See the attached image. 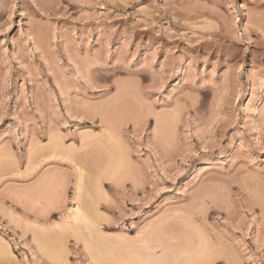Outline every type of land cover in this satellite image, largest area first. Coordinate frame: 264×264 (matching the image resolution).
Masks as SVG:
<instances>
[{
    "label": "rangeland",
    "instance_id": "rangeland-1",
    "mask_svg": "<svg viewBox=\"0 0 264 264\" xmlns=\"http://www.w3.org/2000/svg\"><path fill=\"white\" fill-rule=\"evenodd\" d=\"M144 263L264 264V0H0V264Z\"/></svg>",
    "mask_w": 264,
    "mask_h": 264
},
{
    "label": "bare ground",
    "instance_id": "bare-ground-1",
    "mask_svg": "<svg viewBox=\"0 0 264 264\" xmlns=\"http://www.w3.org/2000/svg\"><path fill=\"white\" fill-rule=\"evenodd\" d=\"M184 67H185V65H184L183 62H182V63H179V65L177 66V70H176V71H177V74H176L177 76L175 75L176 78L174 77V78H175V82H176L177 84H180V83L183 81V74H184L183 71H184V69H185ZM111 163H112V161H111ZM110 165H111V164H110ZM113 165H114V163H113ZM114 166H115V165H114ZM83 174H84V173H83ZM83 174H82V175H83ZM82 178H83V177H82ZM80 180H81V179H80ZM82 180H83V179H82ZM98 180H99V179H98ZM81 183H83V182L81 181V182L79 183V185H81ZM96 183H97V182H96ZM84 187H85V186H84ZM97 187H98V186H97ZM78 188H79V187H78ZM78 188H77V190L81 189V187H80L79 189H78ZM83 190H85V189H83ZM99 190H100V188H99ZM79 191H81V190H79ZM77 193H79V192H77ZM80 194H81V193H80ZM80 194H79V196H80ZM76 195H78V194H76ZM77 197H78V196H77ZM81 197H82V196H81ZM79 198H80V197H79ZM75 199H76V198H75ZM80 199H81V198H80ZM83 199H84V197H83ZM83 199H82V200H83ZM76 200H77V199H76ZM82 200H81V202H82ZM78 203H79V202H78ZM86 203H87V202H86ZM77 205H78V204H77ZM82 206H83V204H82ZM82 206H78L77 208H74V210L71 211V212L69 213V214H70L69 216H70V218H72L75 222H76V221H78V222H81V221H82V222H88V223H90V221H89V217H88V216L86 215V213L83 211V207H82ZM88 206H89V205H88ZM89 207H90V206H89ZM88 210L90 211V209H88ZM89 211H88V212H89ZM89 214H90V213H89ZM194 215H195V213H194ZM69 216H68V217H69ZM70 218H69V220H71ZM92 219H93V218H92ZM92 219H91V221H93ZM82 222H81V223H82ZM73 224L76 225V223H73ZM77 224H78V223H77ZM91 224H92V223H91ZM78 225H79V224H78ZM82 225H85V224H82ZM88 225H89V224H88ZM71 226L73 227V225H71ZM80 226H81V224H80ZM92 226H93V227H92ZM92 226H90V227L85 226V227H87V229L90 228V230H91V227H92L93 229H96V228H95L96 225L94 226V223L92 224ZM83 227H84V226H83ZM75 228H76V227H75ZM83 229H84V228H83ZM93 229H92V230H93ZM74 230H75V229H74ZM85 230H86V229H85ZM90 230H89V231H90ZM75 231H76V230H75ZM95 231H96V232H100V231H98L97 229H96ZM80 232H81V231H80ZM82 232H83V231H82ZM87 233H88V232H87ZM87 233H85V234H87ZM90 233H91V232H90ZM90 233H89V234H90ZM92 233H93V232H92ZM100 233H101V232H100ZM80 234H81V233H80ZM83 234H84V233H83ZM83 234H82V235H83ZM96 234H98V233H96ZM76 235H77V234H76ZM82 235H81V236H82ZM81 236H80V237H81ZM99 236H100V235H99ZM99 236H98V237H99ZM101 236H102V234H101ZM87 237H88V235H87ZM89 237H90V236H89ZM102 237H103V236H102ZM102 237H101V238H102ZM94 238H96V237L94 236ZM82 239H83V236H82L81 240H82ZM91 239H93V237H92ZM89 240H90V239H89ZM89 240H88V241H89ZM93 240H94V239H93ZM85 241H87V240H85ZM88 241H87V243H86V244H88V247H87V245H86V247H87V248H90V249H89V252H90V251H94V249L97 250V248H96L97 246L94 247V244H96V243H94L93 246H92V241H90L91 244H90V242H88ZM94 241H97V239H95ZM98 242H99V239H98ZM100 243H101V245H102V241H101ZM40 244H41V243H40ZM40 244H39V245H40ZM45 244H46V243H45ZM84 244H85V243H84ZM98 244H99V243H98ZM98 244H96V245H98ZM99 245H100V244H99ZM45 246H46V245H45ZM40 247L42 248L41 245H40ZM47 247H49V244H48ZM51 247H52V246H51ZM51 247H50V248H51ZM86 247H85V248H86ZM93 247H94V248H93ZM98 248H99V246H98ZM53 249H54V248H53ZM104 249H105V251H106V247H105ZM42 250H43V249H42ZM47 250H48V249H47ZM47 250H46V252H47ZM58 250H59V249H58ZM49 251H50V253H51L52 249L49 250ZM54 251H56V250H54ZM107 251H108V250H107ZM107 251H106V253H107ZM153 251H154V250H153ZM58 252H59V251H58ZM94 252H95V251H94ZM97 252H98V254H100L99 251H97ZM97 252H95V253H97ZM56 253H57V252H56ZM56 253H55V254H56ZM59 253H60V252H59ZM92 253H93V252H92ZM92 253H89V254L92 255ZM93 254H94V253H93ZM94 255H95V257H97V256H96L97 254H94ZM105 255H106V254H105ZM216 255H217V254H215V256H216ZM49 256H50V255H49ZM56 256H57V255H56ZM99 256H100V255H99ZM103 256H104V255H103ZM107 256H108V255H107ZM50 257H51V256H50ZM92 257L94 258V256H92ZM100 257H101V256H100ZM216 257H217V256H216ZM216 257H215V259H216ZM53 258H55L54 255H53ZM105 258H106V257H105ZM212 258H214V257H212ZM98 259H99V258H98ZM101 259H102V258H101ZM103 259H104V258H103ZM103 259H102V260H103ZM107 259H108V258H107ZM107 259H106V260H107ZM133 259H134V258H133ZM133 259H132V261H133ZM139 259H140V258H139ZM139 259H137L138 262H139ZM206 259H207V258H206ZM215 259H214V260H215ZM134 260L136 261V259H134ZM140 260H141V259H140ZM207 260H208V259H207ZM153 261H154V260H153ZM96 262H97V261H96ZM151 262H152V259H151ZM207 262H208V261H207ZM133 263H134V262H133ZM136 263H137V262H136ZM144 264H145V263H144Z\"/></svg>",
    "mask_w": 264,
    "mask_h": 264
}]
</instances>
